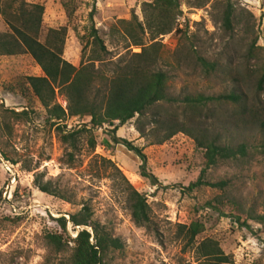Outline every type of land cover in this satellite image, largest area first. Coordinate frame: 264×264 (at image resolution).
I'll use <instances>...</instances> for the list:
<instances>
[{
    "label": "rangeland",
    "instance_id": "374dc122",
    "mask_svg": "<svg viewBox=\"0 0 264 264\" xmlns=\"http://www.w3.org/2000/svg\"><path fill=\"white\" fill-rule=\"evenodd\" d=\"M21 1L43 7L40 42L47 28L65 27L61 56L78 67L84 61L82 35L91 23L111 59L119 54L126 57L127 49L137 52L138 47L124 49V42L111 39L108 28L132 15L141 21L142 3L151 0H62L68 1L69 17L61 0ZM178 3L174 25L185 36L179 37L173 29L156 38L161 45L156 68L167 74V95L177 101L160 102L114 132L106 124L95 127L76 138L75 148L60 140L59 130L78 129L88 117L49 119L24 81L26 76H40L39 67L27 54L0 55V264H64L76 232L85 228L68 222V214L82 205L121 243L107 256L108 264H198L202 258L195 247L205 239L214 241L227 256L221 264H264V126L260 125L264 116L248 122L249 116L230 103L208 104L194 113L178 101L184 95L215 96L234 90L244 95L247 108H264V84L256 89L264 63V0ZM226 5L231 9L230 30L221 26ZM7 31L0 17V32ZM196 55L213 62L214 68L203 72ZM51 103L65 108L57 88ZM167 116L219 143H243L246 156L204 168L202 149L191 137L177 132L160 144L155 142L159 135L154 121ZM88 135L94 139L92 149ZM111 135L118 143L110 140ZM121 140L137 147L144 162ZM140 165L154 180L140 175ZM200 171L202 181H224L223 188L200 185L187 190ZM35 178L55 187L62 198L40 192ZM127 184L145 198L149 228L132 222ZM59 217L66 221L64 228L57 223ZM191 222L203 229L185 246L180 226ZM49 233L60 235L62 252L47 245Z\"/></svg>",
    "mask_w": 264,
    "mask_h": 264
},
{
    "label": "trees",
    "instance_id": "16d2710c",
    "mask_svg": "<svg viewBox=\"0 0 264 264\" xmlns=\"http://www.w3.org/2000/svg\"><path fill=\"white\" fill-rule=\"evenodd\" d=\"M0 0V17L8 27L7 32H0V55L27 54L41 71L40 76H26L24 81L31 89L33 95L46 108L49 119L62 120L64 117H88L87 124L81 125L62 133L60 140L75 148V140L82 133H89L95 127L106 124L112 126L114 132L117 126L122 125L135 115L143 116L160 102H175L177 100L167 95V74L156 68L159 57L160 43L158 36L169 33L174 29L184 37L185 32L179 31L174 20L178 13V0H151L143 2L141 6L142 20L138 21L134 15L129 19H117L108 28V36L124 42V49L130 46L138 47L137 52L125 50V56L119 54L115 60L111 59L110 51L98 35L97 29L91 23L85 33L86 41L81 48V60L78 67L73 66L62 58V49L65 37V27L47 28L42 42L38 40L40 32L41 15L43 7L40 4L25 3L18 0ZM68 1H60L69 17ZM91 18V14H89ZM221 26L225 30L231 29V9L226 5L221 13ZM196 64L203 72L214 68V63L196 55ZM96 63V67L94 66ZM98 82V83H97ZM264 84V63L261 73L256 81V89L261 90ZM57 88L66 101L65 108L56 103H51L54 89ZM244 95L232 90L227 94L218 95H184L178 101L185 111L201 112L208 104L230 103L238 105L241 115L249 116L248 122H255L261 115L262 108L246 106ZM263 114H261V112ZM116 122V124H114ZM158 139L157 144L170 138L177 132L191 137L196 147L202 149L204 168L214 167L227 160L244 158L245 145L219 143L216 139L209 138L204 132L196 131L186 125L184 121H177L173 116L155 119ZM52 124H57L53 122ZM264 126V120L260 119ZM59 129L58 125H56ZM199 132V133H198ZM113 143H118V138L110 136ZM126 150L132 151L144 162V156L137 147L121 140ZM87 145L93 148L95 143L91 135L87 137ZM142 164V163H141ZM140 175L149 179L153 177L143 170L140 165ZM200 171L198 177L187 184V190L207 185L212 188L222 189L224 181L209 183L202 181ZM35 187L43 193L62 198L55 187L48 182H40L35 178ZM152 183V181H151ZM126 202L132 222L136 226L149 228L150 219L145 198L127 184ZM208 205V203H207ZM68 222L73 226L88 227L90 233L82 228L78 230L73 239V246L64 264H108L107 256L119 250L121 243L113 237L96 220L92 219V211L87 205H82L79 210L68 214ZM64 217L57 218L60 228L65 226ZM182 236L186 240L185 246L193 242L194 237L202 231L203 227L198 222H191L187 226L181 225ZM47 245L54 252H62L64 244L60 241L59 234H46ZM195 251L202 259L198 264H221L227 262L217 244L205 239L196 245Z\"/></svg>",
    "mask_w": 264,
    "mask_h": 264
}]
</instances>
